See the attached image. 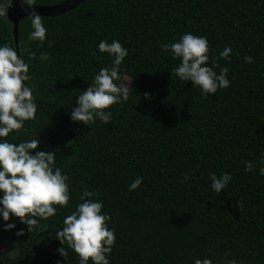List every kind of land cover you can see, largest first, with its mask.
I'll return each mask as SVG.
<instances>
[{
    "label": "trees",
    "instance_id": "obj_1",
    "mask_svg": "<svg viewBox=\"0 0 264 264\" xmlns=\"http://www.w3.org/2000/svg\"><path fill=\"white\" fill-rule=\"evenodd\" d=\"M66 1L36 0L35 6ZM42 19L48 30L42 46L28 40L29 18L19 26L35 119L6 139L19 143L39 136L37 150L55 151L56 166L69 176L70 201L40 221L46 231L29 233L14 217L9 223L15 229L5 231L0 220V236L16 249L14 256L0 251V264H79L56 233L85 188L97 193L102 212L111 217L116 240L110 264H192L196 256L212 264H264V0H87ZM188 32L207 38L209 66L231 47L230 59H220L214 69L219 74L228 68L227 88L204 96L172 73L180 61L161 45ZM101 40H118L128 49L120 75L130 78L133 89L126 102L106 110L112 111L109 124L97 119L90 128L73 122L70 112L77 93L101 68L111 67L108 54L98 51ZM5 45L16 50L7 15L0 17ZM42 52L48 60L40 59ZM247 161L255 165L252 171H245ZM210 172L229 173L232 180L217 193ZM137 176L143 183L129 192ZM20 229L25 234L17 237Z\"/></svg>",
    "mask_w": 264,
    "mask_h": 264
},
{
    "label": "clouds",
    "instance_id": "obj_2",
    "mask_svg": "<svg viewBox=\"0 0 264 264\" xmlns=\"http://www.w3.org/2000/svg\"><path fill=\"white\" fill-rule=\"evenodd\" d=\"M21 10L31 21L32 31L29 41H39L43 45L48 30L44 26L41 14L37 11L36 0H20ZM8 5L0 4V17H5ZM51 47V41L48 42ZM100 53H107L112 60L111 67H103L93 78L86 91L77 93L75 106L71 107L70 119L91 128L98 119L109 124L113 117L112 111H106L115 104L129 99L132 86L123 82L120 75L121 65L129 55L128 49L118 40L108 43L101 40L98 44ZM161 50L170 53L173 59H179V65L172 73L181 81L191 82L198 87L201 95L215 94L218 89L230 85L228 68L222 67L219 74L214 71L219 67L217 61L230 59L231 47H225L218 56L213 57L209 66V42L205 36H196L191 32L180 36L178 41L161 45ZM30 53V59L34 58ZM41 60H48V54L42 52ZM252 57L245 54L244 60L252 63ZM29 64L23 56L18 57L17 51L10 46H0V218L5 222L4 230L15 229V223H9L14 217L27 226L29 233L46 231V221L57 212L56 205L65 207L70 201L69 176L62 173L56 166V152L37 150L40 145L39 136L27 141L12 143L7 137L18 132L26 121L35 119L37 102L30 81ZM147 96V94H145ZM34 153V154H33ZM245 171H252L255 165L247 161ZM259 163L264 165V158ZM264 176V167L259 168ZM210 187L217 193L231 182L229 173H209ZM189 176L184 174V180ZM143 178L137 176L128 186L132 192L140 187ZM97 193L86 188L80 196L81 203L63 220V227L57 231L56 237L60 244L67 242L79 258V264H110L107 258L115 245V230L108 226L111 217L103 213V202L95 199ZM16 236L25 234L24 229L16 231ZM63 259L68 253L61 247L58 249ZM59 264V262H58ZM192 264H212L207 257H193ZM226 264H237L232 259Z\"/></svg>",
    "mask_w": 264,
    "mask_h": 264
},
{
    "label": "water",
    "instance_id": "obj_3",
    "mask_svg": "<svg viewBox=\"0 0 264 264\" xmlns=\"http://www.w3.org/2000/svg\"><path fill=\"white\" fill-rule=\"evenodd\" d=\"M85 1L87 0H67L66 2L54 7H35L42 17H58L74 10ZM7 17L14 27V38L19 57V55L21 56L19 46V26L25 18H28L21 10L20 0H11V7L8 8Z\"/></svg>",
    "mask_w": 264,
    "mask_h": 264
},
{
    "label": "rangeland",
    "instance_id": "obj_4",
    "mask_svg": "<svg viewBox=\"0 0 264 264\" xmlns=\"http://www.w3.org/2000/svg\"><path fill=\"white\" fill-rule=\"evenodd\" d=\"M123 78H124L123 82L130 85V83H131L130 78L127 75H124ZM0 220H2V218H0ZM3 238H6V237L5 236L3 237L1 234V236H0V251H2L4 253H9L12 256H14L16 253V249L10 248L9 246H7L8 244Z\"/></svg>",
    "mask_w": 264,
    "mask_h": 264
}]
</instances>
